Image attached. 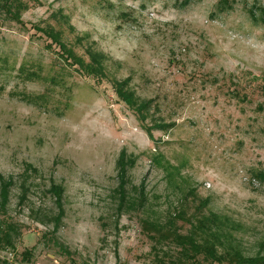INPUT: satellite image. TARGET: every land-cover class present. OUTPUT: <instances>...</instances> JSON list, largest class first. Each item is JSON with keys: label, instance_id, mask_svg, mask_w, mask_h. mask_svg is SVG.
I'll use <instances>...</instances> for the list:
<instances>
[{"label": "rangeland", "instance_id": "374dc122", "mask_svg": "<svg viewBox=\"0 0 264 264\" xmlns=\"http://www.w3.org/2000/svg\"><path fill=\"white\" fill-rule=\"evenodd\" d=\"M22 1L23 25L0 14V226L19 232L0 264H170L142 221L200 199L229 247L264 256V0ZM59 14L65 39L107 57V79L31 29ZM112 80L149 102L145 121ZM122 154L141 211H116Z\"/></svg>", "mask_w": 264, "mask_h": 264}, {"label": "trees", "instance_id": "16d2710c", "mask_svg": "<svg viewBox=\"0 0 264 264\" xmlns=\"http://www.w3.org/2000/svg\"><path fill=\"white\" fill-rule=\"evenodd\" d=\"M26 9L27 5L22 0H0V14H4L5 17L17 24L23 25L21 14ZM53 20L55 25L47 24L43 27L35 25L31 29L39 33L46 41L48 40L49 46L58 49L60 56L70 66L77 67L78 71L85 77L99 80L107 79L108 72L105 65L107 57L91 46L85 47L82 43L83 38L74 36L71 39H65L64 27L73 32L66 16L59 14L54 16ZM79 50L83 51L82 54L79 53ZM126 81L112 80L114 93L119 101L137 115L139 120L145 121L149 102L138 103L134 95L128 91ZM142 127L151 140V126L143 125ZM133 163L132 159H126L125 154H122L117 162L119 179L115 190L118 201L117 212L124 210L141 211L146 205L147 198L144 194V187L141 186L139 189L133 186H130L131 189L128 187L130 182L127 176V167H132ZM8 193V184L1 182L0 211L5 209ZM208 204V199H200L197 202L194 214L190 216H187L183 207L180 206L181 210L178 209L177 212L174 210L164 220L157 218L145 219L142 221L143 231L160 249L165 246L170 249L169 253L176 256L177 259L170 261V264L177 262L179 264H264V256L246 257L236 248L228 246L227 233L221 230L222 219L207 209ZM205 210L207 213H205ZM1 228L2 226H0L1 242L13 248V235L18 237L19 232L11 224ZM24 256L28 260L30 254L25 252ZM159 264L165 263L160 260Z\"/></svg>", "mask_w": 264, "mask_h": 264}]
</instances>
